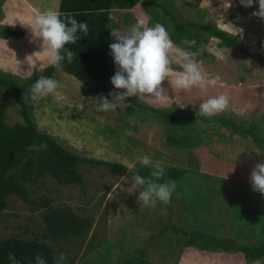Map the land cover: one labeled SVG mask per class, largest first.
I'll return each instance as SVG.
<instances>
[{"label":"rangeland","instance_id":"374dc122","mask_svg":"<svg viewBox=\"0 0 264 264\" xmlns=\"http://www.w3.org/2000/svg\"><path fill=\"white\" fill-rule=\"evenodd\" d=\"M56 1L0 0V73L22 84L49 65L48 57L39 60L42 42L32 39L25 25L37 13L55 11ZM165 1L181 22L210 23L228 33L231 24L243 28L239 36L243 47L221 48L219 40L206 33H202V42L184 44L185 38L172 37L158 10L141 3L129 9L112 8L111 30L125 32L138 19H146L147 26L162 24L178 48L196 53L195 60L205 75L204 88L186 91L173 90L166 79L162 84L167 90L164 102L151 104L198 110L201 101L227 92L230 103L223 114L253 120L264 133V20L251 15L258 4L245 8L239 0H230L227 8V0ZM217 51L223 59L214 54ZM173 69L179 71V64L174 62ZM71 76L58 68L53 71L50 77L58 82V89L32 109L38 129L71 151L119 162L127 169L82 164L85 192L76 183L64 184L47 170L31 175L24 184L34 197L32 203L13 194L0 197L1 239L46 243L56 256L65 255L63 264H125L145 243L147 264H194L187 254L200 252L184 246L180 236L149 239L164 224L167 212L160 202L154 208L137 203L142 186L133 187L131 176L139 169L150 170L139 163L148 155L163 168L171 165L184 170L176 183L180 187L177 219L239 243L264 241V196L253 191L250 183L252 169L264 160L250 139L219 124L171 127L131 104L125 111H97L94 98L98 96ZM238 111L246 115L238 117ZM0 112L8 124L22 120L13 91L2 86ZM222 256L242 258L232 253ZM200 264L228 263L211 260Z\"/></svg>","mask_w":264,"mask_h":264},{"label":"trees","instance_id":"16d2710c","mask_svg":"<svg viewBox=\"0 0 264 264\" xmlns=\"http://www.w3.org/2000/svg\"><path fill=\"white\" fill-rule=\"evenodd\" d=\"M136 3L158 10L167 20L171 35L174 39H193L203 41L202 33L219 40L221 48L241 50L243 45L239 36L230 35L221 28L210 23L193 21H179L165 0H60L58 12L61 18L74 17L78 22H86L89 28L87 35L78 32L79 37L73 44L65 45L75 54L71 63L65 58L61 63V71L79 80L89 93L98 97L108 96L113 90L110 77L116 68L110 55V10L112 8L129 9ZM54 66L47 65L41 71L34 72L22 84L11 75L0 73V86L13 91L14 99L20 107L22 120L8 124L0 112V197L13 194L22 200L32 203L34 197L24 184V180L43 170L50 172L56 179L69 185L76 183L81 191H86L85 179L80 172L82 164L94 167L101 165L111 169L123 171L126 165L92 156L78 154L64 147L53 135L38 129L32 109L35 103L23 100L24 94L30 95L31 85L41 76L50 77ZM71 76V77H72ZM109 99L111 97L109 96ZM132 106L150 111L158 121L171 127L219 124L227 127L232 134L250 139L257 154L264 160V133L259 124L250 119H240L229 114H221L212 118L196 116L197 110L181 111L176 104L160 107L146 103L140 98H127ZM150 170L139 169L138 173L146 177ZM184 170L168 165L164 168V178L160 182L173 180L175 183L181 178ZM180 187L177 186L171 202L164 207L167 218L164 224L150 236V240L158 236H180L184 246H192L199 250L227 253L240 252L244 257H224L221 254L208 255L190 252L191 262L200 264L204 261H223L228 264H264V241L261 243H239L233 237L223 236L215 231L202 227L191 226L176 218V199ZM147 243L137 253L126 260L125 264H147L144 256ZM10 253L20 264H35V257L40 255L46 264H53L56 255L46 243L20 238H0V264H12L8 260ZM249 258V259H248ZM252 259V260H250Z\"/></svg>","mask_w":264,"mask_h":264},{"label":"clouds","instance_id":"9594fccd","mask_svg":"<svg viewBox=\"0 0 264 264\" xmlns=\"http://www.w3.org/2000/svg\"><path fill=\"white\" fill-rule=\"evenodd\" d=\"M239 2L245 8L257 3L258 10L251 15L264 20V0ZM228 7H231L230 0H227ZM10 25L14 26V23ZM25 26L31 32L32 39L42 42V48L48 52L50 66L56 68L61 67L65 58L68 63L73 61L75 54L65 45L75 43L79 38L78 32L87 35L89 31L86 22H78L70 16L62 19L61 14L54 10L35 14L32 21ZM231 28L230 35L240 36L243 32V28H237L232 24ZM110 35L115 38V42L109 44L110 55L116 68L115 74L110 77L114 87L108 96L101 94L94 98L97 111L116 112L117 109L125 111L130 106V102L127 101L130 97L140 98L146 103L153 101L163 103L167 90L162 84L166 79L173 90L186 91L196 86L201 88L206 86L205 75L195 60L196 53L178 48L162 24L147 26L146 19H138L127 31L111 30ZM183 43L194 45L195 41L185 39ZM214 54L223 59L221 52L217 51ZM174 62L179 64V71L174 72ZM58 87L56 80L41 75L31 85L30 95L24 94L23 100L30 99L32 103H37L41 98L55 93ZM229 103L230 97L227 92L212 96L200 102L196 116L212 118L221 115L226 112ZM245 115L243 111L236 112L238 117ZM139 163L141 167L150 169L148 177L138 173L131 176L133 187L142 186L137 197L139 206L154 208L158 202L169 204L177 188L175 181L160 182L164 178V168L160 162H153L148 155L141 157ZM250 183L253 191L264 196V162L257 163L252 169ZM65 259L63 253L54 255L53 264H63ZM8 260L12 264H20L14 253L9 254ZM35 264H46V261L37 255Z\"/></svg>","mask_w":264,"mask_h":264},{"label":"water","instance_id":"95a60500","mask_svg":"<svg viewBox=\"0 0 264 264\" xmlns=\"http://www.w3.org/2000/svg\"><path fill=\"white\" fill-rule=\"evenodd\" d=\"M242 34V33H241ZM240 34V35H241ZM79 81V80H78ZM80 82V81H79ZM81 83V82H80ZM82 84V83H81ZM82 86L84 87V85L82 84ZM85 88V87H84ZM87 91V90H86ZM88 92V91H87ZM89 93V92H88ZM90 94H94V95H96L95 93H90ZM97 96V95H96ZM36 104V103H35ZM34 104V105H35ZM153 105V104H152ZM187 247H190V248H193V249H195L196 251H198V252H200V253H205V254H208V255H215V254H228L227 252H224V251H218V252H211V251H205V250H199V249H196V248H194V247H192V246H187ZM233 255H237V254H240L242 257H244V258H246L242 253H240V252H235V253H232ZM249 259V258H248ZM250 260H252V259H250Z\"/></svg>","mask_w":264,"mask_h":264},{"label":"crops","instance_id":"0c3cea01","mask_svg":"<svg viewBox=\"0 0 264 264\" xmlns=\"http://www.w3.org/2000/svg\"><path fill=\"white\" fill-rule=\"evenodd\" d=\"M58 6H59V0H57L56 1V3H55V11H57L58 12ZM39 55H38V58H39V60H40V58L41 59H44V58H46V57H48V55H47V52H43V49L42 50H39L38 52H37ZM46 53V54H45ZM69 75V74H68ZM71 76V75H70ZM73 77V76H72ZM74 78V77H73ZM76 79V78H75ZM77 80V79H76Z\"/></svg>","mask_w":264,"mask_h":264}]
</instances>
